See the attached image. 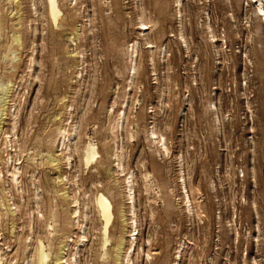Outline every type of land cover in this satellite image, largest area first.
<instances>
[{
    "label": "rangeland",
    "instance_id": "1",
    "mask_svg": "<svg viewBox=\"0 0 264 264\" xmlns=\"http://www.w3.org/2000/svg\"><path fill=\"white\" fill-rule=\"evenodd\" d=\"M35 1L0 0V203L18 206L14 216L3 210L0 218V244L10 246L9 259L22 264L29 238L32 250L41 239L54 256L63 233L80 234L63 224L72 212L64 200L71 189L78 191L81 222L84 193L109 196L116 213L111 242L124 239L128 251L131 228L123 220L129 201L112 155L120 136L125 168L134 172L140 232L131 263L264 264V22L258 3L59 0L64 16L55 27L46 0ZM143 12L152 26L144 33ZM133 43H139L135 85L128 69ZM127 104L126 129L118 132L116 120ZM67 124H79L78 147L72 146L70 167L52 166L49 158H62L58 131ZM155 125L170 157L147 138ZM4 134L10 137L5 145ZM88 138L102 156L91 168L78 157ZM8 154L22 163L20 191L6 173ZM60 174L74 185L52 182ZM182 175L194 213L182 202ZM33 181L42 190L44 222L36 214ZM55 211L60 216L51 236L46 225ZM85 212L88 242L79 264H124L111 247L103 257L94 204Z\"/></svg>",
    "mask_w": 264,
    "mask_h": 264
},
{
    "label": "bare ground",
    "instance_id": "2",
    "mask_svg": "<svg viewBox=\"0 0 264 264\" xmlns=\"http://www.w3.org/2000/svg\"><path fill=\"white\" fill-rule=\"evenodd\" d=\"M8 1L12 2L14 0H8ZM181 2H182V0H179L177 2L178 3V7H180ZM252 2L258 3L257 4V7H258L257 8V12L262 17V21L264 22V7L262 6L261 0H252ZM46 4H47V14H48V17H49L48 20H50L51 23L55 27H58L62 17L64 16V14H62V11H61V8H60L59 0H46ZM33 9H34V7H33ZM36 13H37V10L35 8L34 9V14H36ZM179 16L182 18V10L179 11ZM140 19H141V22H140L141 29L140 30L143 33L145 31L149 32V30L152 28V26L149 25L150 22L148 23V22L145 21L146 17H145V13L144 12L142 13V16L140 17ZM48 23H49V21H48ZM208 29H209V27H208ZM143 36H145V34ZM86 38H87V36H86ZM181 38L185 39L183 36H181ZM16 40L18 41V39H16ZM148 44H149V49H152L154 47L153 43L152 44L148 43ZM138 45H139V43H133L132 45H130V54H131V56H130L128 69L130 71V77L129 78H130V81H131L130 83L132 85H135L134 81H135V79H136V77L138 76V73H139V68H138L139 46ZM74 46H77V44L75 43ZM8 57H9V55H8ZM165 57H163V59ZM152 62L154 64V59H152ZM78 74L81 76L80 73H78ZM36 77H37V75H36ZM127 89H129V88H127ZM125 103H127V102H125ZM129 106L130 105L127 104L126 110L121 108V110L119 111L120 113L118 114V117H117V120H116V124H115V127L117 128L118 132L125 131V129H126L125 124H126V121L128 119L127 108ZM215 109H217V108H215ZM65 112H66V110H65ZM12 116L14 117V115H12ZM78 125L75 124V125L71 126V129H70V128H67L68 127V124H67L64 127H61L60 130L58 131V134L60 135L59 147H60V151L62 153V158H57V157L56 158H49L48 157L49 158L48 162L52 166H56L58 163H64L67 167H70L71 160H72L71 149H72L73 145H74L75 149H77L78 142H76V140H77V138L80 137V128H79ZM14 128H15V126H14ZM4 135L6 136V134H4ZM9 138H10L9 136H6L4 138L5 139L4 143H3L4 145L7 144V139L9 140ZM118 138H119V140H118L119 142H116L114 144L113 148H112V155H114V157H115L114 172L117 173L120 177H124V183L126 184L125 197L129 201L128 205H126V206H128V211H127L128 212V220H123V222L124 221H128L126 224H128L129 227L131 228L130 236H129V240H128L129 241L128 251L123 252L124 244H125L124 239L121 238L120 240H118L116 246H114L113 243L111 242L112 229L115 228L114 224H115V220H116V213H114V205H113L112 200L109 198V196H107L106 193H103V192L99 193L98 192L92 198L91 195H87V193H84V195H83V200H84L83 206H84V208L86 210V209L89 208L90 204H94V208L96 209V212L98 213V217H99V220L101 222V237H102L101 248L104 251L103 257H106V256L109 255V252L111 251L109 249V247H111V248H113V250L115 252L116 260H118L120 262H124V264H133V263H131L132 262V255L131 254H132V252L134 253L136 248L138 247L137 239H138V235L140 233L139 232L138 222H137V212H136V198H135L136 195H135V189H134V184L135 183H134V180H133L134 172H132V171L127 172V169L125 168V164H124V160H125L124 141H123V139L120 138V136H118ZM147 138L152 143V145L156 148V151H157L158 154H160L164 158L165 157H170L171 153H170L169 148H168L167 139H165V137L158 132L156 125L153 126L150 129ZM88 139L89 140L85 143V145H84V147L82 149V153L78 157L80 158V161L86 167L91 168L92 166L95 167V165H97V163L99 162V159L102 158V156L100 155L99 147H97V145L94 142H92L90 140V138H88ZM9 142L11 143V141H9ZM112 142H113V139H112ZM12 149H14V148H12ZM15 155L17 157V154H15ZM159 158H161V157H159ZM7 159L8 160L6 161V165H7L8 169H7L6 173L9 176L10 184H11L12 188H16L17 191H20L19 184L21 182L20 180H21V177H22V173H21V165H22V163L16 162V161H18L20 159L18 158V159L15 160V159H13V156L12 155L9 156V154H8V158ZM31 165H33V164H31ZM1 169H3V167ZM1 169H0V181H2V179L4 178V174H3V171H1ZM72 170H73V168H72ZM145 178H146V180H148L149 174H146ZM56 181L58 183H61V185H65V182L67 184H71L72 183V182L70 183V180L68 179L67 176L61 175V174L57 175L55 178H52V182L55 183ZM180 182H181L182 202L185 204V208H186L185 210H188V212H190V213H194L193 199L190 196V193H189V190H188V186H187V182L185 181V177L183 175L181 176ZM31 185L34 187L33 201H34V204L36 206L35 210H36V214L38 216V220L40 222H44L45 215H43L41 213V210H40V208H41V192H42V190L36 185L35 181H33ZM72 185H74V183H72ZM148 185H146L147 186L146 187L147 191L149 189ZM5 191H6V189H5ZM70 191H71V193L69 191L65 193L64 200H67L68 202L71 201L72 212L70 213L69 217L64 219L63 224L66 227H68V228H72V229H75V230L78 229L80 231V234L78 236L74 237L75 232L73 233L72 236L68 235L69 232L63 233L61 235L59 249L55 252L54 256H52L53 246L51 244L47 246L45 243H43V241L41 239H37L36 242H35V245L33 247V250H32L31 246H33V244L30 242L31 239L29 238L28 239L29 243L25 244L26 245L25 250H24L25 254H24L23 258H22L23 259L22 264H79V260H78L77 256L80 254L81 247L82 246H86V244L88 242V228H87L88 224L86 225L85 220H87V217H89V213L85 212V210L83 211L82 214H83L84 220L81 222L80 221V218H81V214H80L81 213V210H80L81 202L78 199V191H75V189H71ZM57 192H58V190L55 191V193H57ZM10 193H11V191L9 190V194ZM10 197H12V196H10ZM10 200H11V198L8 199L7 202L10 203ZM1 207H3L2 211H1ZM54 209H55V207H54ZM3 210H5V215L9 214L11 216H14L15 212L18 210V206H16L15 203H13V204L10 203L7 206H5V204L0 203V218L2 216L1 214H2ZM48 213H49V211H48ZM5 215H3L2 217H4ZM51 215H52V222L50 224L46 225V226H48V229L50 230L49 234L51 236H54L52 234V232L56 231L55 226H57V219H58V217L60 215H58V213L56 211L52 212ZM123 216H125V214H123ZM6 220L8 221V219H6ZM35 221H37V220H35ZM69 221H71V224H69ZM32 229H33V227H32ZM1 236H2V233L0 232V242L2 240ZM43 240H44V238H43ZM33 241H34V239H33ZM138 251H140V250H138ZM11 252H12V250L10 249V246L4 247V246H2V244H0V264H17V260L15 261L14 258L9 259V253H11ZM147 256L150 257L151 255L147 254ZM181 258H182V254L180 253L179 254V259L181 260Z\"/></svg>",
    "mask_w": 264,
    "mask_h": 264
}]
</instances>
